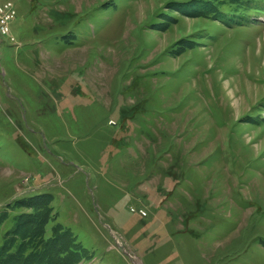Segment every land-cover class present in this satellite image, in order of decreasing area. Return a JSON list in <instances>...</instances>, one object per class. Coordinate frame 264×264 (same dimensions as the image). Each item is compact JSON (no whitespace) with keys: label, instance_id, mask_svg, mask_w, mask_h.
Here are the masks:
<instances>
[{"label":"rangeland","instance_id":"obj_1","mask_svg":"<svg viewBox=\"0 0 264 264\" xmlns=\"http://www.w3.org/2000/svg\"><path fill=\"white\" fill-rule=\"evenodd\" d=\"M8 237L62 264H264V0H0Z\"/></svg>","mask_w":264,"mask_h":264},{"label":"trees","instance_id":"obj_2","mask_svg":"<svg viewBox=\"0 0 264 264\" xmlns=\"http://www.w3.org/2000/svg\"><path fill=\"white\" fill-rule=\"evenodd\" d=\"M39 198H41V196L44 197V201L42 203H39V205H34L33 203L31 204L30 202L28 203V200H22V206L27 208H34V209H38V212L36 213V217L34 222H36L37 226H36V231L29 232L28 235L25 233L22 234V236L24 237H29L32 238L34 236H40L41 233L43 232V230L38 231L37 227L41 228V226L45 225L47 223V220L49 218V216L47 215V213H50V207H47L48 202H50V197L48 198L47 194H41V195H37ZM36 198V197H33ZM47 198V199H46ZM32 201V200H31ZM46 202V203H45ZM36 206V207H35ZM41 211H44L45 213L41 214ZM33 215H31L32 217ZM32 217V220L33 218ZM15 224L16 226L14 227V229L11 231L12 233H14V231H16L17 233L23 228H21L22 223L18 222V217H16L15 219ZM57 227L59 228L60 226L57 225ZM57 227H55L52 231V234L50 235L51 238H49V242H54L56 240V236H55V230L57 229ZM8 233V232H7ZM63 234H66V231H63ZM9 236V235H8ZM9 237L7 239H5L4 243L1 244L0 247V264H62L63 262L59 263V260H65V254L66 250H64L63 252H58V257L57 260L55 258H51L48 257L50 252L49 250H47L46 248L43 249H39L40 251H34L33 253H30L28 256H24L23 252L21 251H17L14 253H9L8 249H9ZM68 250H70V246H68ZM37 259L36 262H34Z\"/></svg>","mask_w":264,"mask_h":264},{"label":"built area","instance_id":"obj_3","mask_svg":"<svg viewBox=\"0 0 264 264\" xmlns=\"http://www.w3.org/2000/svg\"><path fill=\"white\" fill-rule=\"evenodd\" d=\"M12 15H13V14H11V15H10V14H6V15H5V20H8V18H10Z\"/></svg>","mask_w":264,"mask_h":264}]
</instances>
